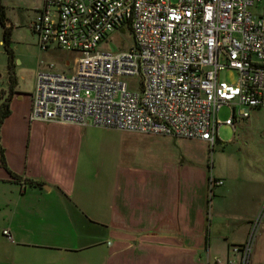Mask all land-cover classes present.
<instances>
[{"label":"built area","instance_id":"2783aa9c","mask_svg":"<svg viewBox=\"0 0 264 264\" xmlns=\"http://www.w3.org/2000/svg\"><path fill=\"white\" fill-rule=\"evenodd\" d=\"M29 28L41 50L76 55L70 76L53 67L36 74L30 121L213 147L222 106H230L223 125L231 128L264 110V0H44ZM126 31L132 46L99 50ZM225 70L235 73L234 83L219 81ZM207 184L223 185L211 176ZM263 215L245 243L232 247L238 260L225 264H249Z\"/></svg>","mask_w":264,"mask_h":264},{"label":"crops","instance_id":"0c3cea01","mask_svg":"<svg viewBox=\"0 0 264 264\" xmlns=\"http://www.w3.org/2000/svg\"><path fill=\"white\" fill-rule=\"evenodd\" d=\"M30 112V95L15 91L0 130V264L238 260L232 247L245 243L264 188L246 225L213 223L208 176L198 168L204 163L183 144L195 140L30 121ZM133 136L181 147L174 166L162 172L137 166L128 159ZM249 264H264V250L257 246Z\"/></svg>","mask_w":264,"mask_h":264},{"label":"rangeland","instance_id":"374dc122","mask_svg":"<svg viewBox=\"0 0 264 264\" xmlns=\"http://www.w3.org/2000/svg\"><path fill=\"white\" fill-rule=\"evenodd\" d=\"M43 2L44 0H0L6 17L5 25L11 26L12 31L10 47L13 51V72L17 81L15 91L23 96L33 92L38 72L50 71V67H53L51 71L70 76L74 68L75 54L54 47L48 51L41 50L36 37L30 31L29 25L36 19ZM2 35L3 28L0 25V90L6 93L8 58L1 45ZM132 44L128 31L123 35L116 32L109 36L106 43L99 45V50L116 53L126 50ZM218 79L234 83L236 76L234 72L225 70L219 73ZM230 117L229 105L218 110L217 120L220 126L213 147L205 149L196 141L180 143L189 144L191 156L204 163L198 167L200 171L223 183L207 192L208 220L213 223L226 220L239 226L246 225L245 219L251 217L261 203L259 199L264 188V110H252L249 118L238 119L234 128L223 125ZM165 141L133 136L129 142L130 152L127 157L137 166L162 172L166 167L174 166L177 149H181L174 147L172 142L164 143ZM262 210L264 203L261 204L259 212ZM240 233V230L235 231L237 236ZM253 235L250 257L257 246L261 251L264 250V230L261 227L257 230L255 228Z\"/></svg>","mask_w":264,"mask_h":264},{"label":"trees","instance_id":"16d2710c","mask_svg":"<svg viewBox=\"0 0 264 264\" xmlns=\"http://www.w3.org/2000/svg\"><path fill=\"white\" fill-rule=\"evenodd\" d=\"M6 17L3 7L0 6V25L3 28L1 45L8 58V91L5 93L0 90V130L4 120L10 115V102L15 94L16 78L13 72V51L11 45V26H6ZM0 165L5 168L4 151L0 144Z\"/></svg>","mask_w":264,"mask_h":264}]
</instances>
